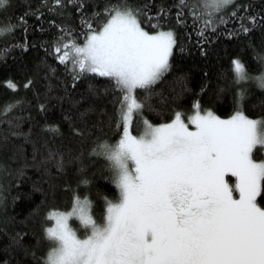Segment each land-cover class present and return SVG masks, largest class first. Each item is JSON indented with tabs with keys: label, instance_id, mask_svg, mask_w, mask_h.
I'll use <instances>...</instances> for the list:
<instances>
[{
	"label": "snow or ice",
	"instance_id": "1",
	"mask_svg": "<svg viewBox=\"0 0 264 264\" xmlns=\"http://www.w3.org/2000/svg\"><path fill=\"white\" fill-rule=\"evenodd\" d=\"M232 4L234 0H179L177 20L187 25L190 16L203 37L226 22L225 9ZM70 5L82 8L83 0H51L43 6L65 14ZM10 7L11 0H0V12ZM161 14L170 13L161 8L155 30L149 31L142 26L141 8L131 0H105L99 11L81 16L82 40L74 35L76 27L61 25L53 41L56 59L70 69L73 88L85 77L112 82L120 94L117 128L122 132L114 141L98 136L96 125L87 119L96 110L89 105L77 112L79 124L66 117L67 133L57 124L44 125L53 137L69 142L64 150L48 146L45 162L53 161L60 172L67 164L78 163L77 187L84 184L90 190L95 173L89 177L87 168L93 157H103L109 174L101 171V176L116 185L118 195L110 198L97 189L104 209L97 219L95 201L74 189L70 209L46 213V220L54 223L44 226L36 245L25 243L24 233H17L13 243L35 264H264V116L253 118L244 110L253 87L264 92V51L252 46L255 69L241 58L230 60L233 75H225L226 83L218 84L215 91L217 102L231 92L234 114L228 118L196 99L186 117L176 109L171 120L153 123L144 112L153 107L152 97L157 94L153 86L172 69L177 46V34L162 27ZM249 19L257 23L255 16ZM17 21L25 23L23 16ZM18 24L9 21L0 27V39L14 38ZM241 31L249 29L242 25ZM8 50L5 43L0 51L6 56ZM6 83L11 89L19 87L11 79ZM30 84L27 80L25 87ZM257 100L264 105V100ZM24 103L16 98L0 106V124L10 126L0 139L7 141V132L31 138V128L11 130L23 122L16 112L23 111ZM39 107L47 111L45 104ZM73 218L83 233L73 226ZM38 248L45 250L39 254ZM17 264L30 262L18 259Z\"/></svg>",
	"mask_w": 264,
	"mask_h": 264
},
{
	"label": "trees",
	"instance_id": "2",
	"mask_svg": "<svg viewBox=\"0 0 264 264\" xmlns=\"http://www.w3.org/2000/svg\"><path fill=\"white\" fill-rule=\"evenodd\" d=\"M46 2L50 3L51 0H11L8 12H0V27L6 26L9 21L18 24L17 18L20 16L25 21L16 27L14 38L0 39V50L5 43L9 45L6 56L0 51V106L6 101L23 98V111L16 112L23 116V122L19 128L13 126L11 130H32L29 139L22 135H11V132H7V141L0 139V164L4 165L0 168V264L5 261L17 264L18 259L35 264L31 257L23 255L12 238L17 233H24V242L36 245L37 237L43 235L44 226L53 223L46 220V213L53 208L70 209L74 189L81 196L90 195L95 201L93 212L97 219H100L104 210L97 189L110 198L118 195L116 185L101 176V171L104 175L109 174L104 167L106 160L103 157H93L94 162L87 168L89 177L95 173L90 190L84 184L77 187L81 179L76 172L78 163L67 164L66 170L60 172L53 161L45 162L48 146L64 150L69 142L59 135L53 137L44 125L57 124L67 133L70 121L66 117L71 116L79 124L77 112L89 105H94L96 110L89 112L87 119L90 124L96 125L98 136L114 141L122 132V128H117L120 94L112 87V82L100 76L85 77L77 81L73 88L70 69H65L53 51V41L59 35L62 24L76 27L74 35L82 40L81 16L88 18L89 14L99 11L105 0H83L82 8L70 5L65 14L49 11L43 6ZM178 2L131 0V3L141 8L142 26L147 30H155L157 14L164 8L170 14H161L162 27L165 30L171 27L177 34L173 67L153 86L157 93L152 97L153 107L146 109L144 115L153 123L167 122L173 118L176 109L184 114L191 113L194 101L200 99L204 108L211 107L217 115L228 118L234 114L231 92H226L224 98L217 102L215 91L218 84L226 83L225 75H233L230 60L241 58L251 68H256L252 46L264 51V0H234V4L225 9L226 22L219 24L215 30L209 29L203 37L199 35L197 27H193L190 16L187 25L178 22ZM252 16L257 19L255 25L249 19ZM242 25L249 31L242 32ZM9 79L19 87L11 89L6 83ZM27 80H31L32 84L25 87ZM137 96L143 98L142 90H137ZM257 98L264 100V92L253 87V95L244 109L253 118L264 116V105ZM42 103L46 105L47 111L40 109ZM9 127L7 123L0 124V137L5 135ZM133 127L136 130L135 122ZM34 146L38 151L34 152ZM72 146L80 147L75 142H72ZM84 147L87 149L88 146ZM259 148H256L255 153L258 154ZM88 159L86 152L85 162ZM66 184L69 187L66 188ZM44 250L38 248L37 252L42 254Z\"/></svg>",
	"mask_w": 264,
	"mask_h": 264
},
{
	"label": "rangeland",
	"instance_id": "3",
	"mask_svg": "<svg viewBox=\"0 0 264 264\" xmlns=\"http://www.w3.org/2000/svg\"><path fill=\"white\" fill-rule=\"evenodd\" d=\"M189 114H191V113L184 114V115H185V117H186V116L189 115ZM133 125H134V124H133ZM190 126H191V127H194L193 125H190ZM134 130H135V129H134V127H133V131H134ZM136 130H137V128H136ZM136 130H135V131H136ZM258 147H260V146L257 145L256 148H258ZM256 148L254 149V153H255V151H256ZM228 178H229L230 182H231V181H234V177H231V174H229ZM53 223H54V221H53ZM72 223H76L77 225H74V224H73V226H74V227H77L78 231L81 232V233H83L84 229L82 228V226H80L79 221H77L75 218H73Z\"/></svg>",
	"mask_w": 264,
	"mask_h": 264
}]
</instances>
